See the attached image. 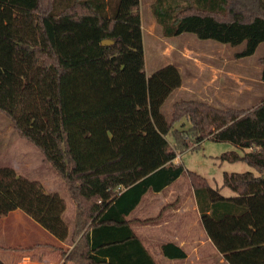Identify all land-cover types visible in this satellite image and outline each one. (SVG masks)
<instances>
[{
  "label": "trees",
  "instance_id": "trees-1",
  "mask_svg": "<svg viewBox=\"0 0 264 264\" xmlns=\"http://www.w3.org/2000/svg\"><path fill=\"white\" fill-rule=\"evenodd\" d=\"M106 3L0 0V111L42 151L76 206L72 248L55 247L60 264H158L129 216L147 192L162 191L183 174L225 260L264 264V101L235 108L181 99L167 119L162 105L183 83L179 68L170 63L147 75L140 0H119L111 15ZM152 14L165 36L190 32L231 46L245 43L237 57L264 42V0H154ZM260 62L264 81V56ZM184 118L194 142L175 128ZM206 138L246 148L218 158L245 161L258 173L225 172L222 185L213 187L174 162L179 149ZM225 186L235 195H224ZM66 207L40 180L0 166V215L20 209L65 241ZM161 252L187 257L175 242L163 243ZM0 264L7 263L0 258Z\"/></svg>",
  "mask_w": 264,
  "mask_h": 264
},
{
  "label": "rangeland",
  "instance_id": "rangeland-1",
  "mask_svg": "<svg viewBox=\"0 0 264 264\" xmlns=\"http://www.w3.org/2000/svg\"><path fill=\"white\" fill-rule=\"evenodd\" d=\"M150 2L151 0H143L142 6L146 74L150 75L172 63L179 68L183 80L182 85L162 105V112L167 119L172 118L174 102L181 99H197L215 106L235 108L253 107L264 101L260 62V58L264 56V42L259 44L252 55L237 57L236 53L245 48V43L231 46L213 39H200L190 32L165 36L152 14ZM175 128L187 131L192 141L195 138L193 131L189 130L191 122L188 119L175 123ZM167 138L173 141L172 132L167 134ZM229 150L243 154L247 149L237 147L231 141L206 138L193 149H179V157L187 169L205 176L213 187L222 185L225 172L251 170L258 173L245 161L229 162L218 158ZM7 165L13 166L30 179L40 180L48 190L57 191L66 198L68 206L65 220H71L74 202L66 189L65 181L42 151L32 141L22 137L10 118L0 111V166ZM181 177L187 179L186 174ZM221 192L227 196L235 195L228 186L223 187ZM147 226V233L141 230L139 232L143 234L148 249L159 264H170L160 255L161 251L157 250L161 241L152 237L153 223L147 222ZM1 255L6 256L2 252Z\"/></svg>",
  "mask_w": 264,
  "mask_h": 264
},
{
  "label": "crops",
  "instance_id": "crops-1",
  "mask_svg": "<svg viewBox=\"0 0 264 264\" xmlns=\"http://www.w3.org/2000/svg\"><path fill=\"white\" fill-rule=\"evenodd\" d=\"M106 1L108 14H114L119 0ZM153 1L150 2L151 8ZM142 6L143 0H140L143 33ZM208 85L211 84L208 83ZM174 162L183 163L179 155ZM66 202L68 206L67 199ZM75 213L74 202V212L71 215V220L67 222L70 228V236L65 241L59 240L49 232L47 233L46 229L20 209L10 211L6 215H0V258L7 264H60L64 258L55 247L72 248ZM129 217L133 220V227L142 240L143 234L139 230L147 233L148 226L145 220L149 218L154 220L152 222V237L154 240L161 241L158 251H161L162 244L166 242H175L186 250L187 257L185 259H169L163 256L161 252L160 255L162 254L164 260L169 261L170 264H229L202 224L195 188L188 176L187 179H182L180 176L162 191L147 192ZM143 242L145 243L144 240ZM7 247L11 249H6ZM1 252L6 256L3 257Z\"/></svg>",
  "mask_w": 264,
  "mask_h": 264
},
{
  "label": "water",
  "instance_id": "water-1",
  "mask_svg": "<svg viewBox=\"0 0 264 264\" xmlns=\"http://www.w3.org/2000/svg\"><path fill=\"white\" fill-rule=\"evenodd\" d=\"M110 42H112L110 39H104V40L102 41L103 44H108V43H110ZM263 176H264V175H263Z\"/></svg>",
  "mask_w": 264,
  "mask_h": 264
}]
</instances>
